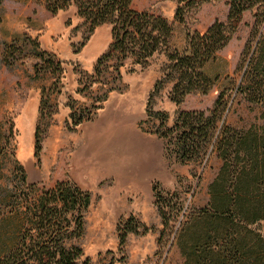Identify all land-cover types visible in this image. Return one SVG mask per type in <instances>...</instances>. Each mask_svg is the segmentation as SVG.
<instances>
[{
  "label": "trees",
  "instance_id": "trees-1",
  "mask_svg": "<svg viewBox=\"0 0 264 264\" xmlns=\"http://www.w3.org/2000/svg\"><path fill=\"white\" fill-rule=\"evenodd\" d=\"M33 1L51 14L77 4L76 13L84 19L87 30L77 45L71 44L74 53L80 51L98 26L110 24L111 41L89 74L92 80L85 84V88L95 82L109 84L97 99L101 104L117 88L113 83L120 80L126 63L144 68L156 53H164L167 62L150 91L146 113L157 120L155 132L165 141V155L186 164L201 161L214 151L220 166L207 186L208 200L203 206H185L178 192L164 194L154 186L162 223L159 240L172 236L183 264H264V0H227L226 20L214 21L202 33L186 30L181 50L171 47L173 26L168 19L132 8V0ZM208 1L211 0H177L174 20L185 23L188 13ZM247 10H255L254 23L234 71L238 75L232 90L248 103L262 107V124L246 130L226 124L224 113L230 95L223 89L211 109L178 111L169 125L167 114L152 108V98L168 83V98L175 105H180L188 94H207L214 80L205 67L232 39ZM66 24H70V19ZM27 56L37 59L33 64L36 75L48 72L55 78L52 88L59 92L63 62L54 52L42 48L39 40L26 32L5 42L2 61L6 66ZM106 74L110 75V82L103 80ZM45 98L34 132V157L38 161L44 133L54 113ZM91 107L93 110H78L70 106L71 129L90 121L100 106ZM10 129L11 125L8 129L0 121V179L13 153ZM16 163L17 181L30 188L25 171ZM13 200L11 212L20 217L19 227L13 243L0 254V264H92L78 244L85 233L89 191L64 180L40 193L29 189L18 192ZM151 229L129 215L117 226L120 249L129 234H145Z\"/></svg>",
  "mask_w": 264,
  "mask_h": 264
},
{
  "label": "rangeland",
  "instance_id": "rangeland-1",
  "mask_svg": "<svg viewBox=\"0 0 264 264\" xmlns=\"http://www.w3.org/2000/svg\"><path fill=\"white\" fill-rule=\"evenodd\" d=\"M176 6L177 0L131 1L136 10L168 19L173 26L171 47L179 50L185 45L186 30L202 33L214 21H225L229 11L227 0H211L188 13L185 23L180 24L173 18ZM70 8L75 11V18H65L68 11L51 14L43 8L41 13L33 10L53 28L46 45L56 50H46L63 62L59 92L52 88L55 78L50 73H34L37 59L33 56L6 66L2 61L4 44L20 33L5 41L0 37V121L8 129L11 125L13 148L0 179V254L13 243L19 227L20 217L11 212L14 194L27 189L40 193L68 180L90 193L85 233L78 244L92 264H183L172 236L159 240L162 223L154 186L164 194L178 192L185 206H203L208 200L207 186L216 175L220 160L214 151L201 161L186 164L166 157L165 141L155 132L157 120L146 113L150 91L167 62L163 52L156 53L144 68L126 63L120 80L113 83L117 88L108 93L102 104L97 101L109 84L95 82L87 88L85 84L92 80L89 74L111 41L110 24L98 26L80 51L74 53L71 44L81 41L87 25L76 13L77 4L72 3L66 10ZM254 11L243 13L232 39L207 63L205 71L214 80L207 94H188L180 105H175L168 98V83L152 98V108L165 112L169 125L178 111L211 109L223 89L230 95L224 113L226 124L239 130L262 124V107L248 103L232 90L238 75L234 71L254 23ZM90 40L100 45L92 49ZM109 77L106 74L103 80L107 82ZM45 97L54 113L44 133L38 161L34 157V132ZM93 104L100 107L92 119L71 129L70 106L92 109ZM16 162L25 171L30 188L17 181ZM129 215L152 229L145 234H129L120 249L117 226Z\"/></svg>",
  "mask_w": 264,
  "mask_h": 264
},
{
  "label": "crops",
  "instance_id": "crops-1",
  "mask_svg": "<svg viewBox=\"0 0 264 264\" xmlns=\"http://www.w3.org/2000/svg\"><path fill=\"white\" fill-rule=\"evenodd\" d=\"M41 7L45 9L42 5L37 4L33 0H3L0 20V37L5 41L11 39L16 33L27 32L30 36L38 38L42 48L55 51L56 49H52L46 45L48 41L47 39L50 38L53 33V28L47 26V23L43 22L42 17L39 16V14H33L34 9H36L38 13L42 11ZM64 11H68V13L64 15L65 18L76 17H74L75 11L73 9L62 10L59 11V13ZM29 17H31V19L28 21L27 18ZM68 30L69 29H66L64 32L66 38L68 37ZM90 44L92 45V49L93 47L96 48L100 45V43L95 40L92 42L90 40ZM88 47L86 45V49Z\"/></svg>",
  "mask_w": 264,
  "mask_h": 264
}]
</instances>
